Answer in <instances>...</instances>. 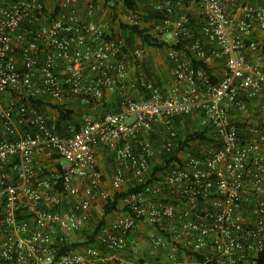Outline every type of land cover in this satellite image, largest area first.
<instances>
[{
	"label": "built area",
	"instance_id": "2783aa9c",
	"mask_svg": "<svg viewBox=\"0 0 264 264\" xmlns=\"http://www.w3.org/2000/svg\"><path fill=\"white\" fill-rule=\"evenodd\" d=\"M48 1L0 4V264H258L264 0H148V11L158 15L151 33L187 40L191 55L169 51L183 86L168 91L142 72L129 80L125 41L74 11L82 5L106 14L115 0H54L53 13ZM138 15L130 10L126 21L140 24ZM144 54L138 48L133 57ZM193 59L214 69L215 78ZM117 86L119 109L77 127L59 128L33 103L77 99L89 107ZM128 89L144 96L135 99ZM188 119L207 138L148 182L152 164L185 139L179 127ZM100 147L118 165L111 188L98 167ZM129 182L135 188L123 200L129 212L100 227L95 245L62 253L61 244L89 228L96 207L126 192ZM145 225L159 231L147 238L149 251L163 252L159 262L142 261ZM129 233L136 235L131 242Z\"/></svg>",
	"mask_w": 264,
	"mask_h": 264
},
{
	"label": "trees",
	"instance_id": "16d2710c",
	"mask_svg": "<svg viewBox=\"0 0 264 264\" xmlns=\"http://www.w3.org/2000/svg\"><path fill=\"white\" fill-rule=\"evenodd\" d=\"M15 0H0V4H5L7 2H14ZM116 3L122 2L125 4V6L130 9L135 11L136 14H139L138 16L140 17L141 23L140 24H130L127 21H120L119 25V36H116V34H111V38L114 37H119L123 39L126 43V48L124 49V53L127 55L129 50L128 48L133 45V38L134 36H137L141 38V40L146 44L148 47H155L158 46L160 48H170V49H176L180 51H186L185 46L187 44V40H181V41H175L173 39H170V41H162L159 37H156L151 33L152 30V22L158 18V15L156 13L150 12L147 9L144 12H139L138 11V3L136 0H115ZM142 4H145L146 7L148 8V0H142ZM142 14V15H140ZM114 19H117V15H113ZM192 23L197 24L198 22L193 19ZM199 25L196 26V29H198ZM195 31V36L197 37L199 34L198 30ZM135 51V50H134ZM133 51V52H134ZM133 52H132V57H133ZM130 53V52H129ZM186 54L188 56H191L189 52L186 51ZM127 60V59H126ZM170 61V59L168 58ZM172 64V62L170 61ZM193 64L195 65L196 68L203 67L212 78L214 77V69H211L202 63L198 62L197 60L193 59ZM143 66V65H142ZM173 67V64H172ZM141 71L137 72V75ZM143 73V72H142ZM144 74V73H143ZM145 75V74H144ZM136 78V76L134 77ZM145 78L147 81L152 82L148 79V77L145 75ZM215 78V77H214ZM133 80V79H132ZM215 80V79H214ZM153 83V82H152ZM156 86V84H154ZM142 92V91H140ZM134 97L133 95H131ZM104 98V97H103ZM102 98V99H103ZM101 99V100H102ZM100 100V101H101ZM99 102V101H98ZM96 102V103H98ZM121 102V101H120ZM33 103L38 105V107L43 111L47 117L51 120L54 121L58 124L59 128L65 129L70 123L75 122V118L73 117L74 111L70 108H68L67 105H63L60 103H55L51 105L52 109L58 112V118L57 119H52L48 116V113L46 112L47 108L49 107V103L47 99L41 98V99H36L33 100ZM95 102L90 104V108H93L96 105ZM85 106V105H84ZM93 106V107H92ZM120 106V105H119ZM88 107V106H86ZM115 112V111H114ZM75 124V123H74ZM78 124H76V127ZM180 135L183 136L185 135V139L180 140L178 144L175 146L172 152L164 154L163 155V161L160 164H152L151 166V177L148 182H152L158 178V173L167 170L170 165L172 164L173 161L177 160V155L181 153L182 151L186 150L187 148L190 147V145L198 140H204L207 138L206 134L204 131H199L198 129L196 130L195 127H193V124L191 123V120L188 119V121L185 123V126L180 125ZM132 182L128 183L129 189L126 192L122 193H116L114 196H112L107 203L103 204V216L100 221L96 222L95 219L92 220L91 225L89 228L83 230L81 234H83L84 238L81 239L80 241H73V240H67L65 241L61 247L62 253H65L67 251H70L72 249L79 248L80 246H93L96 244V235L100 229V227L108 224V217L115 214L116 212H125L128 213L129 210L122 206L123 200L125 196L135 190V188L132 187ZM131 234L129 233L127 235L128 240ZM131 241V240H130ZM151 254V253H150ZM143 262H159L160 259L155 258L153 256H150V259H146L145 257L142 258ZM258 264H264V251L260 256Z\"/></svg>",
	"mask_w": 264,
	"mask_h": 264
},
{
	"label": "rangeland",
	"instance_id": "374dc122",
	"mask_svg": "<svg viewBox=\"0 0 264 264\" xmlns=\"http://www.w3.org/2000/svg\"><path fill=\"white\" fill-rule=\"evenodd\" d=\"M138 5H139V12H144L147 7L145 4H142V0H136ZM148 10V9H147ZM130 9H128L125 4H123L122 2L117 3L116 8L113 11H110L109 13H106V15H101L100 18H103V22L106 23L108 25V31L110 34H116V36H119L118 32H119V25H120V21H126V17L129 15ZM113 15H117V19L113 18ZM142 15V14H140ZM162 41L166 42L164 38H160ZM133 40V45L131 47L128 48L129 52L127 54V63H128V71L129 74L131 75V73L134 72V70L136 71V73L131 75V78L133 79L135 76H137V72L141 71L143 72L150 81H152L154 84H156V86L158 88H163V84L166 85V79L169 77H172L173 79H175L174 75H173V67H170V61L168 60V54L169 51L171 50L170 48H160L158 46L155 47H148L146 44H144V42L141 40V38L134 36ZM145 49V54L144 57L141 60H136L134 59V57H132V52L135 49ZM143 65V66H142ZM176 80V79H175ZM176 88V87H174ZM173 89V88H170ZM169 89V90H170ZM168 91V89H166ZM131 95V94H130ZM49 103V108L52 109L51 105L52 103ZM54 110V109H53ZM48 116L52 119H57L58 118V113L57 116L55 118L52 117V115L48 114ZM74 117V115H73ZM77 117V116H75ZM74 117V118H75ZM76 119V118H75ZM77 120V119H76ZM65 161V160H64ZM129 189L128 185L126 186L125 190L127 191ZM115 195V194H114ZM102 206H100L98 208V212H96V222L100 221L102 216H103V203L101 204ZM123 206V204H122ZM114 214L108 217V221L112 220L114 218ZM146 224V223H145ZM143 237L141 238V243L140 246L142 247V256L145 257L146 259H150V256L152 255L153 257L156 256V254L158 256H162L163 252L162 251H151V254L149 253L150 251L148 250V245H147V238L152 236V235H159V231L152 227V226H148L145 225V228L143 230ZM74 237V236H73ZM84 236L83 234L81 235H77L76 239H72L73 241H80L81 239H83ZM130 250H128V254H129Z\"/></svg>",
	"mask_w": 264,
	"mask_h": 264
},
{
	"label": "crops",
	"instance_id": "0c3cea01",
	"mask_svg": "<svg viewBox=\"0 0 264 264\" xmlns=\"http://www.w3.org/2000/svg\"><path fill=\"white\" fill-rule=\"evenodd\" d=\"M54 8H55V1L49 0L47 3V9L50 11V13H53ZM74 11L83 19H86L89 21H96V22L104 23L103 22L104 19L100 18L102 13L97 12V13L91 14V13H89V11L87 10V8L85 6H82V5L77 6ZM128 12H130V11H128ZM103 15H106V14H103ZM104 24H107V22ZM170 67L172 68L171 63H170ZM222 71H223L222 67H219L218 69H216V72H218V74H221ZM134 73H136L135 70L133 73H131V75ZM131 75L129 74V80H132ZM133 80H134V78H133ZM162 86H163V88H161V89L164 91H167L166 89L169 90L170 88H174V87L181 88L183 86V84L177 83V81L175 79L168 76V78L166 79V85L163 84ZM127 87H128V85H127ZM121 92H122L121 86H117L111 90H108L106 92L104 98L101 101H99L98 103H96V105L93 108L84 106L77 99H72L68 102H65L64 105H67L68 108H70L74 111V117L77 116V117H75L77 120L75 119L74 123L78 124V126H79L80 124L83 123V121L86 118H99L108 112L117 111L119 109V105H120V101H121ZM128 92H129V94L133 95L134 96L133 98H135V99H141L144 96L143 92H135V91H131L129 89H128ZM46 112L49 115L51 114L52 117L55 116V118H56L57 113H58L57 111H55L49 107L47 108ZM97 161H98V167L100 168V170L104 174V179L106 180L107 187L111 188L113 175H114V172L118 166L113 155L105 147H100L97 151ZM41 165H45V164L39 163L37 167H41ZM100 206H102V205L97 206L95 209V217H96V212H98V208ZM78 234L81 235V233H78ZM78 234L72 235L70 238L76 239V236ZM135 238H136V235L131 234V236L129 237V241L132 239H135ZM129 250H130L129 255L135 257L134 253L131 251V243L129 244Z\"/></svg>",
	"mask_w": 264,
	"mask_h": 264
}]
</instances>
